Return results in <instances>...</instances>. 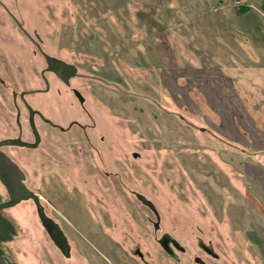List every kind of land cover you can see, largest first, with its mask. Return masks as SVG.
Here are the masks:
<instances>
[{
	"label": "rangeland",
	"instance_id": "rangeland-1",
	"mask_svg": "<svg viewBox=\"0 0 264 264\" xmlns=\"http://www.w3.org/2000/svg\"><path fill=\"white\" fill-rule=\"evenodd\" d=\"M0 2L43 52L81 75L70 87L82 101L45 73L49 91L28 103L63 127L85 128L39 125L36 150L7 149L70 245L69 259L57 254L33 202L22 201L2 212L14 226L0 246L7 264H264L262 104L245 105L215 75L183 24L188 0ZM44 67L0 7V138L12 132L11 93L44 88ZM163 234L183 248L173 249L176 259Z\"/></svg>",
	"mask_w": 264,
	"mask_h": 264
},
{
	"label": "crops",
	"instance_id": "crops-1",
	"mask_svg": "<svg viewBox=\"0 0 264 264\" xmlns=\"http://www.w3.org/2000/svg\"><path fill=\"white\" fill-rule=\"evenodd\" d=\"M213 2L211 7L206 0H188L183 24L197 35L215 75L229 80L231 93L247 106L250 99L261 102L257 110L264 111V0H239L241 10L236 1Z\"/></svg>",
	"mask_w": 264,
	"mask_h": 264
},
{
	"label": "water",
	"instance_id": "water-1",
	"mask_svg": "<svg viewBox=\"0 0 264 264\" xmlns=\"http://www.w3.org/2000/svg\"><path fill=\"white\" fill-rule=\"evenodd\" d=\"M27 36L30 38L29 35ZM37 49L39 53L41 54V56L43 57L44 62H45V68L41 72V77L45 85L44 91H47L49 89V83L43 75L44 72H51L57 78L62 80L64 83H67L63 75L67 72H72V69L74 68L63 61L46 54L45 52L42 51V49L39 46H37ZM70 75H72V73ZM36 91H39V90H36ZM26 93H32V92H26ZM23 104L29 115L28 122L31 128L32 134L34 136V142L32 144H29L27 142L22 141L20 138H15V139L7 138V139L0 140V148L10 147V146L23 147V148H28V149L36 148L39 143V134L33 122L34 114H37L38 116H40V118L43 121L51 124V122L48 119H45L39 112L32 110V108L25 102V100L23 101ZM136 156H137L136 154L133 155V157H136ZM5 172H9V174H11L13 178L12 177L7 178V175ZM23 180H24V176L21 170L19 169V167L13 161H11V159H9L6 155H4L0 151V184L3 186L7 194V200L0 203V246L2 243L11 240V237L14 234L13 225L2 215L3 210L12 208L22 201L31 200L35 206L36 213L39 219L42 222L48 221V218L44 213L43 206L41 205L40 197L37 194H35L33 191L25 187V185L23 184ZM136 198L143 206L147 207L154 214L155 218L158 221L159 216H158V213L154 205L139 194L136 195ZM55 231H56L55 234H49L50 238H52L53 242L55 243L57 247L61 248V250L63 251L64 250L67 251L69 246L67 244V241L64 235L61 233V230L57 228V226L55 227ZM159 243L165 251L168 250L161 241ZM199 244L200 246L203 247V249L205 250L207 254L213 256L214 258H217V255L215 253L213 252L211 253L208 250L209 247H206V245H204L201 241H199ZM173 246L177 249L179 248V244L175 240H173ZM6 262H7L6 258L3 256V252L0 248V264H7Z\"/></svg>",
	"mask_w": 264,
	"mask_h": 264
},
{
	"label": "flooded vegetation",
	"instance_id": "flooded-vegetation-1",
	"mask_svg": "<svg viewBox=\"0 0 264 264\" xmlns=\"http://www.w3.org/2000/svg\"><path fill=\"white\" fill-rule=\"evenodd\" d=\"M0 7L3 9V11L5 12L6 16L13 22L14 26L16 27L17 31L25 37V40L30 43L31 45H33L36 49V52L39 53L38 49H37V46L41 47V40L38 38V36L34 33L33 35H31L27 30L26 28L23 26V23L20 21V18H17L15 17V15L13 13H11V11L6 7L4 6V4L2 2H0ZM29 35L30 38L27 36ZM40 54V53H39ZM41 55V54H40ZM54 57V56H53ZM56 58V57H55ZM59 59V58H57ZM61 60V59H59ZM63 61V60H61ZM65 62V61H63ZM67 63V62H65ZM69 64L70 66H72L74 69H72V72H67L65 73L63 76L65 78V80L67 81V83H64L62 80H60L59 78H57L53 73L51 72H44L43 75L45 77V73H48V74H52V76L54 78H56L61 84H63L66 88H69L71 89V92L74 94V96H76L78 98L79 101H82V97L80 95V93L77 91V89L73 88V87H70V81L73 79V78H76L77 76H81L78 74L77 72V68L75 66H73L72 64L70 63H67ZM45 68V67H44ZM44 70V69H43ZM42 72V70H41ZM41 72H40V78L43 82V79L41 77ZM72 73V75H70ZM46 78V77H45ZM44 84V82H43ZM49 89H50V86H49ZM49 89L47 91H44L45 90V85H44V88L42 89H34V90H30V91H21L19 92L18 94H16V92H12L11 93V99H12V105L15 109V117H14V123H13V126H11V133L10 135H7V136H4V137H1L0 140H3V139H7V138H20L22 141L24 142H27L29 144H32L34 142V136L32 134V131H31V128L29 126V122H28V112L23 104V101L25 100V102L32 108V110L34 111H37L39 112L45 119H48L50 123H47L45 121H43L40 116H38L37 114H34L33 116V122H34V125H35V128L39 134V143L37 145L36 148L34 149H28V148H23V147H14V146H10V147H1L0 148V151L6 155L9 159H11V161H13L18 167H19V162L17 159H14V156L7 150V149H10V148H17V149H26V150H36L42 143V136H41V132H40V129H39V125H42L43 127L47 126L49 129L51 130H56L60 133H67L70 131V129L73 127V126H76V127H79L80 129L84 130L85 128L83 126H81L78 122L76 121H72L70 122L66 127H63L62 125H60L59 123H55L53 122L51 119L47 118L45 115H43V113L36 109L35 107H32L28 101H27V96H29V94L31 93H26V92H32V94H46V92L49 91ZM36 90H39V91H36ZM22 95V97H21ZM17 100L20 102L21 106L23 107L24 111H25V126H23L21 124V121H20V116H21V113H20V110H19V107H18V104H17ZM20 169V167H19ZM21 170V169H20ZM22 172V170H21ZM6 175H7V178H13V176L11 174H9V172H5ZM23 174V172H22ZM24 176V174H23ZM14 184V183H13ZM23 184L26 186L25 184V176H24V180H23ZM0 188L4 191L5 195L7 196L6 194V191L5 189L3 188V186L0 184ZM28 188V187H27ZM29 189V188H28ZM31 190V189H29ZM41 199V198H40ZM7 200V197L6 198H2L0 199V203ZM31 201V200H29ZM44 209V208H43ZM3 212V211H2ZM45 213V211H44ZM45 215L47 216L48 218V221L47 222H42L39 217H38V220L45 232V234L48 236L50 242L53 244V246L55 247L56 251H57V254H59L62 258L64 259H69L70 258V245L68 243V240H67V237L65 236L64 232L61 230V228L59 227V225L51 218L49 217L46 213ZM6 218V217H5ZM7 219V218H6ZM8 220V219H7ZM9 221V220H8ZM10 222V221H9ZM11 223V222H10ZM57 226V228H59L61 230V233L64 235L66 241H67V244L69 246L68 250H61V248L57 247L55 245V243L53 242L52 238H50L49 234H55V227ZM14 227V226H13ZM164 245L165 247L168 249L167 251H165L164 249V252L170 256L171 258L173 259H176V255L173 251V249L175 250H178L180 252H183V248L181 246H179V248H175L173 246V239L168 236L167 234H163L162 237H161V240H160ZM59 242V241H58ZM203 243V242H202ZM59 244V243H58ZM204 244V243H203ZM205 245V244H204ZM197 246L198 248L204 252L206 255L214 258L213 256L207 254L205 252V250L203 249L202 246H200L199 244V241L197 242ZM202 247V248H201ZM206 247H209L208 250L212 253L213 250L211 248L210 245H206ZM214 253V252H213ZM195 261H197L199 264H205L203 261H201L200 259L198 258H195Z\"/></svg>",
	"mask_w": 264,
	"mask_h": 264
}]
</instances>
